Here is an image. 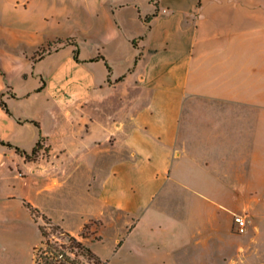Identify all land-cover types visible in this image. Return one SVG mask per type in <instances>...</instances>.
<instances>
[{
  "label": "crops",
  "instance_id": "0c3cea01",
  "mask_svg": "<svg viewBox=\"0 0 264 264\" xmlns=\"http://www.w3.org/2000/svg\"><path fill=\"white\" fill-rule=\"evenodd\" d=\"M156 5L0 0V264L35 263L24 199L110 264H235L233 205L248 232L259 213L264 0Z\"/></svg>",
  "mask_w": 264,
  "mask_h": 264
},
{
  "label": "rangeland",
  "instance_id": "374dc122",
  "mask_svg": "<svg viewBox=\"0 0 264 264\" xmlns=\"http://www.w3.org/2000/svg\"><path fill=\"white\" fill-rule=\"evenodd\" d=\"M264 159V157H262ZM251 181L248 182V185L243 188L246 190H255L253 194L256 199H253L252 203L257 207V213L253 218L255 221V229L251 232H248L250 229V211L243 207V203L239 202L234 204L236 208V213L243 214L247 219V230L244 233H240L239 236H234L230 240H225L222 245V249L229 253L228 258L233 259L235 264H264V167H256L252 171L248 172ZM106 216V215H104ZM41 221V220H40ZM98 221H92L89 223L86 228L83 229L82 235H95V223ZM100 234L104 237V240L108 241L112 238L115 233V226L108 223L100 229ZM48 238L51 241L57 240L58 243L69 244V241L66 237L58 236L56 234L49 233ZM53 239V240H52ZM47 245L46 239L43 240V243H40L35 249V264H42L43 257L46 253ZM69 255H73V252H76L77 249L74 248L73 252L68 247L63 249ZM80 259L85 261V258L82 255H79Z\"/></svg>",
  "mask_w": 264,
  "mask_h": 264
},
{
  "label": "trees",
  "instance_id": "16d2710c",
  "mask_svg": "<svg viewBox=\"0 0 264 264\" xmlns=\"http://www.w3.org/2000/svg\"><path fill=\"white\" fill-rule=\"evenodd\" d=\"M151 1L154 2L155 4V11L152 14L154 15L157 11L156 0H151ZM151 16L147 17V19H149ZM68 40L71 41L72 44L74 45V49H73L74 59L76 61H80L78 43L73 39H68ZM133 44L136 45V41H133ZM139 57L140 54L135 59V62H137ZM105 64L108 68V71H110V66L108 65V63L105 62ZM0 105L7 112L11 113L4 100L0 99ZM7 144L11 145L10 143ZM15 149L22 154H26L27 157H31L35 155L37 146L32 150L30 155L25 153V151L20 149L19 147H15ZM23 202L31 212L35 221L38 222V226L42 235V239L40 243H43V240L46 239L47 249L43 257L42 264H110L108 260H103L102 258H100L89 247L85 246L76 236L66 231L59 223L53 221L51 217H49L44 212H42L38 207H36L35 205H33L32 203H30L25 199L23 200ZM87 225L88 224H85L83 229L86 228ZM49 233H52L53 235L56 234L58 236L66 237L67 240L69 241V244L65 245V243H58L57 240L51 241L48 238ZM65 247H68L71 250V252H73L74 248H76L77 251L73 252V255H69L63 250ZM79 255H82L85 258V261L80 259Z\"/></svg>",
  "mask_w": 264,
  "mask_h": 264
},
{
  "label": "built area",
  "instance_id": "2783aa9c",
  "mask_svg": "<svg viewBox=\"0 0 264 264\" xmlns=\"http://www.w3.org/2000/svg\"><path fill=\"white\" fill-rule=\"evenodd\" d=\"M38 151H40L41 153L44 152V145L42 140L39 141V144L37 146ZM247 219L243 214H239V213H234L233 215V227L235 232L237 233H244L247 230Z\"/></svg>",
  "mask_w": 264,
  "mask_h": 264
}]
</instances>
